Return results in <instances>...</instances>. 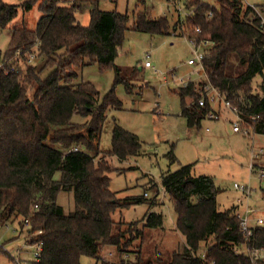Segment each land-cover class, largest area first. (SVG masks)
Wrapping results in <instances>:
<instances>
[{"label": "trees", "instance_id": "16d2710c", "mask_svg": "<svg viewBox=\"0 0 264 264\" xmlns=\"http://www.w3.org/2000/svg\"><path fill=\"white\" fill-rule=\"evenodd\" d=\"M35 1H24L22 9H31ZM212 1L214 5L209 0L185 3L193 8L185 25H199L197 40L208 37L213 44L203 60L205 79L176 91L180 115L190 127H199L208 118L212 107L203 85L210 83L225 94L242 129L264 135V80L260 94L251 87L256 76H264V5L258 10L243 0ZM60 2L41 0V16L35 28L28 29L23 23L11 25L17 7L0 0V30H11L8 47L0 52V224L18 220L23 227V220L28 219L30 231L41 230L40 259L30 264H81V256L113 264L100 256L106 246L120 254L134 253L133 259L120 258L118 264H264L263 258L250 256L254 250H264V227H252L250 235L240 231L235 207L220 210L216 201L219 188L213 178L193 176L191 164L161 174V187L176 215L175 229L185 239L183 248L172 251L166 263L143 257L140 245L132 248L126 233L136 231L142 239L143 229L162 228L163 216L149 210L142 230L112 218L121 207L144 199L121 201L109 189L108 173L114 170L109 158L135 155L141 143L115 123L111 148L102 151L98 146L107 108L120 106L114 85L124 82L126 92H131L114 64L128 17L92 9L89 23L82 25L76 19L77 6ZM209 12L211 16H207ZM133 29L165 35L169 23L166 18L140 15ZM18 51L21 56H16ZM26 51L45 56L44 66L53 70L42 78L32 65L13 67L10 61L25 59ZM92 63L101 71L112 68L116 73L114 85L101 100L92 83L73 82L74 67ZM202 95L205 104L200 106ZM74 115L90 119L80 124L72 120ZM77 146L80 149L73 150ZM167 156L171 163L175 161L172 150ZM55 172L60 173L59 179H54ZM60 191L73 193L74 210L67 214L56 202ZM123 225L128 227L122 229ZM203 242L208 247L198 254ZM236 249L243 250L237 253Z\"/></svg>", "mask_w": 264, "mask_h": 264}, {"label": "rangeland", "instance_id": "374dc122", "mask_svg": "<svg viewBox=\"0 0 264 264\" xmlns=\"http://www.w3.org/2000/svg\"><path fill=\"white\" fill-rule=\"evenodd\" d=\"M4 1L17 7V15L11 25L23 23L28 29L35 28L41 16L39 10L41 0H36L27 11L22 9V4L26 0ZM243 1L257 9L264 5V0ZM209 2L215 4L212 0ZM60 3L76 5V19L82 25L89 23L92 9L116 11L128 17L127 29L114 64L119 67L120 77L129 83L131 92H126L124 82L114 85L116 73L112 68L101 71L97 63L74 67L76 78L73 82L92 83L99 92L100 100L114 85V94L120 101V106H109L106 110L98 140L100 150L106 151L111 148V131L115 123L135 134L141 143V148L135 155L125 159H118L116 156L109 158L114 169L108 173L109 189L115 192L121 201L144 199L142 202L121 207L112 214V218L115 221L134 223L133 229L142 230L144 215L149 210L163 216L162 228L143 229L142 239L138 237L136 231L126 233L132 248L140 245L138 249L143 257L156 262L160 258L164 263L170 259L172 251L183 248L181 234L175 229L176 215L172 203L161 187V174L167 170L175 171L181 165L187 164L192 165L193 176L207 175L213 178L219 188L216 201L220 210L234 206L241 216H248L250 226H257V219L261 218L263 223L259 225L264 227V176L260 177L257 173L259 169L257 165L264 170V153L255 160V164H258L254 169H249L251 152L260 147L264 149V135L233 132L231 122L234 116L221 106L216 119L205 118L199 127L188 126L186 119L180 115V99L176 93L180 84L174 79L189 74L194 82L204 78L193 73L195 67L187 64V59L192 56V47L184 35L173 30L178 14L171 1L61 0ZM140 15H145L149 19L166 18L169 33L152 35L134 30L133 24ZM261 19L264 25V13H261ZM10 34V29L0 30L1 54L8 47ZM17 59L18 57H15L10 61L13 67L24 68L29 65L23 58ZM45 61V56L35 54L30 64L39 71L42 78L54 68L45 67ZM145 61H148L150 66H145ZM263 80L264 76H256L252 80L253 93H261L260 84ZM189 101L187 99V102ZM89 119V116L77 115L72 118L74 122L80 124L87 123ZM55 147L59 148V145ZM170 150L173 151L175 158L172 163L167 156ZM59 176L60 173L55 172L54 179H59ZM234 183L245 186L248 193L234 188ZM56 202L66 214L74 210L72 191H60ZM8 223L10 227H14L18 220ZM127 227L123 225L122 229ZM21 230L19 234L11 229L0 232H4L2 241L8 252L16 255V249L21 248L18 256L31 260L30 249L25 243L27 232L23 227ZM207 247L208 243H201L198 254L204 252ZM8 252L0 248V264H15ZM100 256L113 264H118L120 258L133 259L134 253L124 251L120 254L114 247L106 246ZM254 256L264 259V250L255 252ZM80 263L100 264V261L93 257L81 256Z\"/></svg>", "mask_w": 264, "mask_h": 264}, {"label": "built area", "instance_id": "2783aa9c", "mask_svg": "<svg viewBox=\"0 0 264 264\" xmlns=\"http://www.w3.org/2000/svg\"><path fill=\"white\" fill-rule=\"evenodd\" d=\"M170 1L173 4V6L175 7V10L177 11V14H178V20H177L178 23L176 25L175 30L179 31V33H181V35H184L192 47V56L187 59V64L193 65L195 67V69L192 72L195 73L198 77L205 79V75H203L204 74L203 60H204L206 54L208 53L209 48L213 44V42L208 37L197 40V34L200 31L199 25H194V26H190V27H187L185 25L186 17L193 12V8H187L186 7L185 3L187 0H170ZM207 16H211V12H209L207 14ZM24 55H25L24 61L30 65L34 60L35 53L26 51ZM16 56H21V52L20 51L16 52ZM144 65L150 66L148 61H145ZM0 66H1V62H0ZM174 80L176 83H179L180 86H185V85H187V83L194 81L193 79H191L190 74L186 75L184 77L183 76L176 77ZM203 94L208 97L209 104L212 107V112L208 115V118L216 119L219 107L220 106L224 107L227 110H229L231 112V114H233V116H234V119L231 122L232 131L237 132V133H242L244 135H249V132L247 129L241 128V120L237 115H235L233 113L234 109L231 107L229 101H227L225 99L224 93L220 92L216 87L212 86L210 83H205L203 85ZM204 95H202V97H200L198 99V104L200 106H203L205 104ZM77 149H78L77 147L73 148V150H77ZM263 153H264V149L262 147H260L256 151L251 152V154H250L251 163L249 165V169H251V170L254 169L255 160L258 159ZM257 173L260 177L264 176V170L263 169L259 168ZM234 188L240 190L241 192H247L248 193V189L245 186L238 185L237 183H234ZM144 195H146V193H144ZM248 211H246V212H248ZM236 216L239 219L240 231H242L246 235H250L252 233V226H250L248 223V216L247 215L241 216V214L239 212H236ZM9 222H11V221H9ZM257 223H258V225L262 224L263 220L261 218H259V219H257ZM3 228H4V230L11 229L14 233L18 232V234L21 233V231H22L21 226L18 223L14 227H10L8 222L4 223L3 225L0 224V232L4 231V230H2ZM23 229H25V231L27 232L25 243H26V247L30 249L29 252L31 253V257H32L31 260H25V259H22L21 257L18 256L21 253V248L16 249V253H17L16 255H13L12 253L8 252V250L5 246V243L2 241L4 232L0 233V248L5 250V252L9 253V255L11 256V260L15 264H30L32 261L37 262L40 259V255H41V251H42L43 243L38 238V235L41 234V230H37L34 232L30 231L29 225H28V219L23 220ZM246 249L247 248H245V250H243V249L242 250L247 252ZM242 250L236 249L235 251L237 253H240V252H242ZM259 250H262V249H257V250L250 252V256H254V253L259 251Z\"/></svg>", "mask_w": 264, "mask_h": 264}, {"label": "crops", "instance_id": "0c3cea01", "mask_svg": "<svg viewBox=\"0 0 264 264\" xmlns=\"http://www.w3.org/2000/svg\"><path fill=\"white\" fill-rule=\"evenodd\" d=\"M263 148V147H262ZM263 155V154H262ZM261 155V156H262ZM258 160V159H257ZM258 164V163H257ZM257 164H255V165H257ZM259 166V168L261 167L260 165H257V167ZM259 170V169H258ZM236 212H238V209L236 210ZM178 232V231H177ZM181 240H182V245L184 246L185 245V239H184V237L181 235Z\"/></svg>", "mask_w": 264, "mask_h": 264}]
</instances>
